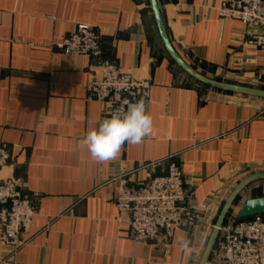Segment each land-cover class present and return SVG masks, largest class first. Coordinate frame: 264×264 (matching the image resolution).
I'll list each match as a JSON object with an SVG mask.
<instances>
[{
    "label": "crops",
    "instance_id": "crops-1",
    "mask_svg": "<svg viewBox=\"0 0 264 264\" xmlns=\"http://www.w3.org/2000/svg\"><path fill=\"white\" fill-rule=\"evenodd\" d=\"M225 1H163L169 39L197 72L264 88V51L250 44L255 29L221 20ZM80 23L100 33L103 59L153 82L145 103L151 137L125 143L104 164L80 147L111 115L89 98L96 61L58 47ZM259 99L184 72L166 51L148 0H0V142L11 154L0 177L17 180L37 212L20 250L0 246V264H199L238 181L264 173ZM172 162L184 173L192 217L170 240L135 241L128 214L115 207L119 180L146 182ZM260 188L250 184L236 202L264 199ZM238 203L225 222L256 216L240 217L247 203L240 210ZM207 264H221L215 252Z\"/></svg>",
    "mask_w": 264,
    "mask_h": 264
},
{
    "label": "built area",
    "instance_id": "built-area-1",
    "mask_svg": "<svg viewBox=\"0 0 264 264\" xmlns=\"http://www.w3.org/2000/svg\"><path fill=\"white\" fill-rule=\"evenodd\" d=\"M219 18L239 20L261 30L254 34L250 44L264 51V0H227L219 8ZM101 44L98 30L80 23L62 38L58 47L66 56H87L96 61L99 72L90 80L89 98L104 104L110 113L140 99L146 103L151 95L152 80L138 78L103 59ZM10 158L8 145L0 142V171ZM189 197L184 173L172 162L164 175L149 176L140 184H132L122 176L114 202L120 214L129 216L130 238L149 242L170 240L186 219L192 217L187 206ZM240 201L243 205L247 203ZM36 215L20 183L13 178L0 177V246L20 250L25 245L23 235ZM214 252L221 264H264V215L227 221L220 230Z\"/></svg>",
    "mask_w": 264,
    "mask_h": 264
},
{
    "label": "clouds",
    "instance_id": "clouds-1",
    "mask_svg": "<svg viewBox=\"0 0 264 264\" xmlns=\"http://www.w3.org/2000/svg\"><path fill=\"white\" fill-rule=\"evenodd\" d=\"M153 117L146 110L143 99L129 103L127 108L114 110L109 118L99 122L98 127L90 128L80 147L90 153L97 163L104 164L116 159L125 145H139L153 133ZM185 251L189 250V242L181 241Z\"/></svg>",
    "mask_w": 264,
    "mask_h": 264
},
{
    "label": "water",
    "instance_id": "water-1",
    "mask_svg": "<svg viewBox=\"0 0 264 264\" xmlns=\"http://www.w3.org/2000/svg\"><path fill=\"white\" fill-rule=\"evenodd\" d=\"M154 15V19L158 28V32L162 43L172 58V60L190 77L197 80L198 82L210 86L214 89L229 92V93H237L255 97L264 98V90L255 89L251 87L240 86L231 83H225L221 81H217L211 78L206 77L205 75L197 72L191 66H189L183 58L178 54L174 46L172 45L165 25L164 19V10H163V1L167 0H148ZM261 30H255V33H260ZM257 180H264V173H256L247 178H245L241 183L237 185V187L231 192L227 200L225 201L220 214L215 223L212 234L207 243L204 254L200 260L199 264H207L217 243L220 230L224 225L226 218L236 202L238 196L241 194L243 190H245L250 184L254 183ZM264 213V199H256L247 203V205L240 212V217H248L253 215H259Z\"/></svg>",
    "mask_w": 264,
    "mask_h": 264
},
{
    "label": "rangeland",
    "instance_id": "rangeland-1",
    "mask_svg": "<svg viewBox=\"0 0 264 264\" xmlns=\"http://www.w3.org/2000/svg\"><path fill=\"white\" fill-rule=\"evenodd\" d=\"M206 77H208V78H211V79H214V80H217V81H221V82H225V83H231V84H236V85H240V86H245V87H251V88H255V89H262V90H264V88H262V87H258V86H252V85H249V84H242V83H238V82H235V81H232V80H227V79H224V78H222L221 76H206ZM229 93V92H228ZM231 94H237V93H231ZM238 95H241V96H245V97H249V98H260L259 100L260 101H262V102H264V98H262V97H255V96H249V95H243V94H238ZM254 172V171H256V169L255 170H251L250 172ZM249 172V171H248ZM247 173V177H249V176H251V175H253V174H256V173ZM259 173V172H258ZM241 177H243V176H241ZM247 177H245V178H247ZM245 178H242L240 181H238V184L239 183H241ZM237 184V185H238ZM252 184H254V185H260L261 186V188H260V194L261 195H264V180H257V181H255L254 183H252ZM237 187V186H236ZM235 187V188H236ZM234 188V189H235ZM231 194V193H230ZM229 194V195H230ZM229 197V196H228ZM245 202H247V200L245 199V198H242ZM227 200V199H226ZM240 201V200H239ZM236 203H238V201L237 202H235L234 204H236ZM238 205H239V207H238V209L240 210V208H242L243 206H245V205H243L242 204V202L240 201L239 203H238ZM237 205V206H238ZM236 205H234L232 208H231V212L233 213V210L235 211V210H237L236 209V207H235ZM230 215H231V213H230ZM262 215H264V214H262ZM231 217V216H230ZM237 219H240V218H238V217H236ZM226 223V222H225ZM224 223V224H225ZM215 250V249H214ZM214 252V251H213Z\"/></svg>",
    "mask_w": 264,
    "mask_h": 264
}]
</instances>
